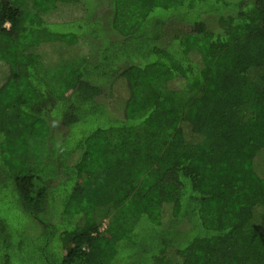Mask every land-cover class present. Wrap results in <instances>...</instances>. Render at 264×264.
<instances>
[{
  "label": "trees",
  "instance_id": "obj_1",
  "mask_svg": "<svg viewBox=\"0 0 264 264\" xmlns=\"http://www.w3.org/2000/svg\"><path fill=\"white\" fill-rule=\"evenodd\" d=\"M0 264H264V0H0Z\"/></svg>",
  "mask_w": 264,
  "mask_h": 264
},
{
  "label": "rangeland",
  "instance_id": "obj_2",
  "mask_svg": "<svg viewBox=\"0 0 264 264\" xmlns=\"http://www.w3.org/2000/svg\"><path fill=\"white\" fill-rule=\"evenodd\" d=\"M27 226H28V228H34L35 227V222L34 221L27 222Z\"/></svg>",
  "mask_w": 264,
  "mask_h": 264
}]
</instances>
